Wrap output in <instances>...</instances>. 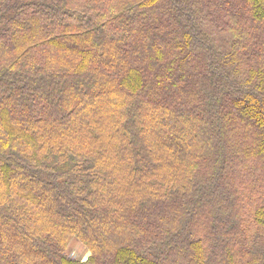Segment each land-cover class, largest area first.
Listing matches in <instances>:
<instances>
[{
  "label": "trees",
  "instance_id": "16d2710c",
  "mask_svg": "<svg viewBox=\"0 0 264 264\" xmlns=\"http://www.w3.org/2000/svg\"><path fill=\"white\" fill-rule=\"evenodd\" d=\"M0 264H264V0H0Z\"/></svg>",
  "mask_w": 264,
  "mask_h": 264
},
{
  "label": "rangeland",
  "instance_id": "374dc122",
  "mask_svg": "<svg viewBox=\"0 0 264 264\" xmlns=\"http://www.w3.org/2000/svg\"><path fill=\"white\" fill-rule=\"evenodd\" d=\"M70 248H71L72 250H76V249H78V248L83 249V247H81L79 244H77V243H75V242L70 243ZM82 255H83V254H82ZM85 257H86V255L83 256V259H85ZM81 258H82V257H81Z\"/></svg>",
  "mask_w": 264,
  "mask_h": 264
},
{
  "label": "crops",
  "instance_id": "0c3cea01",
  "mask_svg": "<svg viewBox=\"0 0 264 264\" xmlns=\"http://www.w3.org/2000/svg\"><path fill=\"white\" fill-rule=\"evenodd\" d=\"M86 253H87V252H84L83 256H84V255H86V256H87V254H86ZM83 256H82V259H83Z\"/></svg>",
  "mask_w": 264,
  "mask_h": 264
},
{
  "label": "built area",
  "instance_id": "2783aa9c",
  "mask_svg": "<svg viewBox=\"0 0 264 264\" xmlns=\"http://www.w3.org/2000/svg\"><path fill=\"white\" fill-rule=\"evenodd\" d=\"M77 250V249H76Z\"/></svg>",
  "mask_w": 264,
  "mask_h": 264
}]
</instances>
